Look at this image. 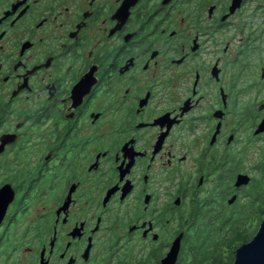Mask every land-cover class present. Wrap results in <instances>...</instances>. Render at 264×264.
Wrapping results in <instances>:
<instances>
[{
    "label": "flooded vegetation",
    "instance_id": "flooded-vegetation-1",
    "mask_svg": "<svg viewBox=\"0 0 264 264\" xmlns=\"http://www.w3.org/2000/svg\"><path fill=\"white\" fill-rule=\"evenodd\" d=\"M255 1L0 0V264H163L180 239L178 264L233 213L247 152L264 171Z\"/></svg>",
    "mask_w": 264,
    "mask_h": 264
},
{
    "label": "trees",
    "instance_id": "trees-1",
    "mask_svg": "<svg viewBox=\"0 0 264 264\" xmlns=\"http://www.w3.org/2000/svg\"><path fill=\"white\" fill-rule=\"evenodd\" d=\"M262 173H263L262 180H264V171H262ZM257 197L258 195L253 198L257 199ZM262 201L264 202V195L260 196L259 200H252L250 205L249 204L247 205L249 206L248 210L240 209L238 211L239 212L238 216L237 215L234 216V213L231 216L227 215V217L223 219L225 221L221 220L220 225L218 227L216 226L217 221L211 220L210 223L204 225L205 228L207 229V231L205 232L203 231L204 229L203 230L199 229L200 221L196 219L198 218L197 216L200 215V211L198 209H195L192 213V220L199 223L197 224L199 226L192 227V229L194 230L191 233V237L194 234V231L199 236L202 234L204 235L210 234L211 237L214 238L213 242L210 239L211 241L210 243L212 246L215 247L212 249V251H208L206 252V254H203L201 256L202 253L199 250L198 251L195 250V248H193V246L190 244L191 242L189 241L187 245L188 247H191L193 250L192 251L193 258L188 264H233L235 260V258L233 257L234 255L232 256V258L226 259L223 254L224 250L235 245L233 248L236 252L237 249L236 245L241 246L242 244L248 243L249 241L252 240V238L254 237V235L258 230V227L260 226V223L264 218V211L259 210V205L261 204ZM243 217H245V220L243 219ZM249 218H252L253 220L255 221L257 220V222H259L258 227L254 228V230H252L250 233L248 232V230H245ZM196 248L198 247L196 246ZM184 263H186L185 260Z\"/></svg>",
    "mask_w": 264,
    "mask_h": 264
},
{
    "label": "rangeland",
    "instance_id": "rangeland-1",
    "mask_svg": "<svg viewBox=\"0 0 264 264\" xmlns=\"http://www.w3.org/2000/svg\"><path fill=\"white\" fill-rule=\"evenodd\" d=\"M248 7H249V10L247 11V15L251 16V17L246 18V22L250 26H255V27L261 28V29L264 28V0H256L253 3H250L248 5ZM246 156L249 160H247V162L245 163V170L249 171V169L252 168V175L255 179V182H254V184H252L246 188V190L243 192V194L239 198V201L237 202L236 206L232 208L234 216H236V215L238 216V213H239L238 211L240 209L241 210H248L249 206H247V205L248 204L250 205L252 200H259V197L264 195V180H262V174L263 173H261V172L258 173L256 170L253 169L254 166L257 165V162H260L261 160H259L254 153L249 154L247 152ZM257 195H258L257 199L253 198ZM262 200H263V198H262ZM259 210L264 211V202L263 201L259 205ZM233 213H231L230 216ZM253 216H252V218H253ZM252 218H249V221L247 222L246 227H245V230H248L249 233L252 230H254V228H257L258 223H259V222H257V220L255 221ZM243 219L245 220V217H243ZM216 224H217L216 225L217 227L220 225L219 222H217ZM259 227H258V229H259ZM199 229H201V230L204 229L203 230L204 232L207 231L204 224L203 225L200 224ZM210 239L213 242L214 238L211 237L210 234H208V235L202 234L199 236L194 231V234L192 235V237H190V242H191L190 244L193 246V248H195V250H197V251L199 250L202 253L201 254V256H202L203 254H206V252L212 251V249L215 247V246L211 245ZM196 246L198 248H196ZM234 246L224 250L223 254H224V257L226 259L232 258L233 255H234L233 257L235 258L236 252L233 248ZM236 246H237L236 248L240 247V245H236ZM192 251L193 250L191 247L187 248V251L185 252L183 257L181 258L180 264H188L192 260V258H193ZM184 260L186 263H184Z\"/></svg>",
    "mask_w": 264,
    "mask_h": 264
},
{
    "label": "water",
    "instance_id": "water-1",
    "mask_svg": "<svg viewBox=\"0 0 264 264\" xmlns=\"http://www.w3.org/2000/svg\"><path fill=\"white\" fill-rule=\"evenodd\" d=\"M240 0H234L233 8L239 4ZM264 122L261 125L263 128ZM250 179L247 176H239L236 185H248ZM180 250V239L174 243V247L163 261V264H176ZM233 264H264V218L260 227L251 241L237 248Z\"/></svg>",
    "mask_w": 264,
    "mask_h": 264
}]
</instances>
